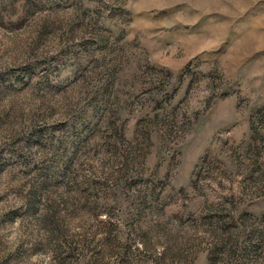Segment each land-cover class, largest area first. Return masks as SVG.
<instances>
[{
	"label": "rangeland",
	"instance_id": "rangeland-1",
	"mask_svg": "<svg viewBox=\"0 0 264 264\" xmlns=\"http://www.w3.org/2000/svg\"><path fill=\"white\" fill-rule=\"evenodd\" d=\"M0 264H264V0H0Z\"/></svg>",
	"mask_w": 264,
	"mask_h": 264
}]
</instances>
